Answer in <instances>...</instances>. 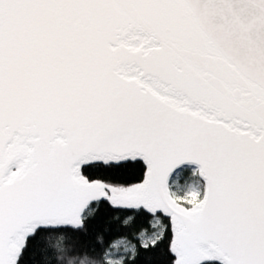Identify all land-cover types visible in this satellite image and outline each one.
Masks as SVG:
<instances>
[{
    "label": "snow or ice",
    "instance_id": "obj_1",
    "mask_svg": "<svg viewBox=\"0 0 264 264\" xmlns=\"http://www.w3.org/2000/svg\"><path fill=\"white\" fill-rule=\"evenodd\" d=\"M0 264H264V0H0Z\"/></svg>",
    "mask_w": 264,
    "mask_h": 264
},
{
    "label": "trees",
    "instance_id": "obj_2",
    "mask_svg": "<svg viewBox=\"0 0 264 264\" xmlns=\"http://www.w3.org/2000/svg\"><path fill=\"white\" fill-rule=\"evenodd\" d=\"M185 175H188L186 173ZM116 217H119L117 219ZM125 215L123 213L114 212L111 217L105 220L103 228L104 231L100 232L95 239L84 238L80 239V244L83 249V254H88L89 251L100 252L101 248L104 251H110L111 246L118 240H130L133 244L137 243L139 238L138 229L141 227L138 223H133L132 225H125L123 220ZM119 227V234H112L113 229ZM150 231H152L150 225H146ZM99 246V247H97ZM94 258V257H92ZM161 259L157 257V260Z\"/></svg>",
    "mask_w": 264,
    "mask_h": 264
},
{
    "label": "rangeland",
    "instance_id": "obj_3",
    "mask_svg": "<svg viewBox=\"0 0 264 264\" xmlns=\"http://www.w3.org/2000/svg\"><path fill=\"white\" fill-rule=\"evenodd\" d=\"M183 182V181H182ZM116 243V242H115ZM114 243V244H115ZM113 244V245H114ZM110 252L113 254L112 257L110 258H119V256L123 253V247L121 246L120 248H111Z\"/></svg>",
    "mask_w": 264,
    "mask_h": 264
}]
</instances>
